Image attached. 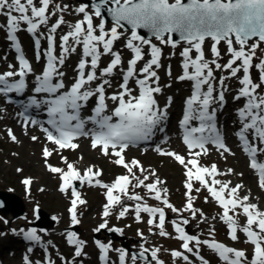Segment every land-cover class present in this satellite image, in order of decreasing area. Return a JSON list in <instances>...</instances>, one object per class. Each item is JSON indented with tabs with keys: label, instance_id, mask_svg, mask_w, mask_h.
<instances>
[{
	"label": "snow or ice",
	"instance_id": "snow-or-ice-1",
	"mask_svg": "<svg viewBox=\"0 0 264 264\" xmlns=\"http://www.w3.org/2000/svg\"><path fill=\"white\" fill-rule=\"evenodd\" d=\"M50 5H53L56 11L50 12ZM67 7V5L63 7L54 5L53 0H0V16L6 18V23L3 26L7 28L8 38L16 42L15 47L20 52L18 70L0 74V93L23 92L27 87L25 77L34 71L30 62L25 58L17 39L16 33L21 30V23H26V30L29 33L37 35L38 29L49 23L50 15H56L57 11L63 13ZM105 7L114 22V26L108 30H105V21L102 16V9ZM93 8L94 11L89 12V4H82L76 9L77 12L83 14V19L75 23L71 30L61 37L63 54L59 57L54 54L56 40L54 34L65 23L64 16L60 15L57 21L51 25L47 36L50 42L47 66L41 74L36 75V85L33 89L36 94H44V97L39 100L36 96L30 97L29 105L25 107V111L31 106L38 108L46 106L50 117L47 123L54 131L48 128H45L44 131L47 133V139L60 149H75L79 147L73 142L76 137L91 135L93 148L99 147L105 156L114 154L117 157L115 163L122 165L127 170L128 175H120L112 184H101L99 179L95 180V184L106 189L107 203L103 209L105 217L111 215L116 205L121 206L120 217L130 211L129 206H124L122 203V196L138 202L144 200V197L138 193L129 194V186L132 182L130 176L136 180L135 187L142 186L153 194L154 199L161 200L162 193H166L167 189L158 186L164 182L155 171H149L143 179L136 176L133 168H137L141 173L146 170L136 159L126 162L124 153L130 144L149 140L161 121L166 118V110L160 109L155 97L156 93L162 91L158 86V74L154 70V66H160L161 48L152 43L151 39L140 35L138 30L147 29L156 39L164 44H172L173 47L178 41L172 38V34L178 33L181 39L189 45L181 53L184 57V71L179 79L194 81V91L186 101L187 111L182 120V125L185 126L183 140L189 149L199 148L200 151L190 153L192 158L186 160L185 156L174 151L157 150L161 151L164 156L174 157L186 169L185 186L188 199L185 210H191L193 216L198 211L193 207L194 197L192 195L193 181H197L222 206L223 213L220 218L230 229L231 239L237 240L239 238L238 229L242 230L246 234L247 241L253 245V254L249 261L245 250L226 246L215 239L201 241L198 237L187 234L180 223L173 221L176 232L179 233L178 238L183 242L182 248L188 253H193L194 248L198 249L203 244L218 253L225 264H264V211L260 210L256 203L249 202L248 195L243 197L238 195L243 185L237 184L230 187V182H221L215 178L218 174L217 166L215 164L211 167L202 166L198 159L201 154H207L206 145L209 143L217 145L225 152L231 151L216 129L215 110L210 112V106L215 100L213 96L215 88L212 83L214 72L211 65L214 64L216 69L230 70L233 77L243 70L244 75L240 80L243 86L235 99L239 100L244 97L246 103L238 110L242 127L237 132V136L243 143L244 152L250 157V167L258 171L259 184L264 188V162H258V154H264V95L257 91L262 85L254 83L250 75L256 49L260 47L261 42H264V0H173V2L170 0H99V3L93 4ZM94 16L101 18L99 25L94 24ZM125 24L131 26V38L127 40L126 47L131 49L134 56L128 61V68L123 76V83L120 85L122 90L108 97L116 105L109 113L105 86H110V80L103 79L94 90L87 88L86 85H90L105 75L112 74L117 66L123 63L120 52L113 51V44L122 35L119 30L123 29ZM40 35L43 33L37 35L35 41L37 45L40 44ZM209 38L214 42L211 52L217 58L221 56L218 45L221 41L227 44L228 51L232 56L227 64L221 65L216 60L209 62L205 59L203 46L205 40ZM70 39L71 45L69 44ZM234 40L239 47L234 45ZM250 41L251 43H249ZM80 45H82L83 52L78 63V78L68 90H64L65 84L62 79L64 73L59 70L58 65L63 66L65 63L64 54L76 52V46ZM145 45L150 48L151 58L139 70L143 74L141 78L137 73L136 66L139 61L144 59L145 53L142 46ZM193 49L197 53L195 58L192 56ZM105 54H110L113 59L107 67L101 70V76L98 77L97 69L101 56ZM237 61L240 63L237 64ZM10 67L14 66L10 65ZM256 67L260 69L261 81H264V60ZM190 68L193 71L190 72ZM16 76L19 77L18 80L11 81L9 79ZM58 77L61 79H56ZM133 78L139 87L138 94H133L134 90L129 87V81ZM153 84L157 86H153ZM221 84H223V80H221ZM205 85H207L206 91L204 90ZM93 96H97L98 103L93 110L94 114L87 118V122H91L94 127L86 131V121L81 118L80 110L83 104ZM219 100L224 101L222 91L219 93ZM193 119L199 121V126H190V121ZM32 123L35 124L37 121L33 120ZM8 132L10 138L16 141L17 137L11 129ZM31 139L35 141L38 137L32 136ZM43 155L44 157L51 156L52 150L45 147ZM64 159L67 163L66 158ZM48 168L53 173L61 174L63 181L61 191L67 192L69 188L72 189L74 199L71 201L70 212L72 222L79 224L77 205L85 204L86 201L81 199V194L76 190L73 181H86L91 184L94 177L102 175L101 171H94L92 167H89L81 175L80 171L71 163H67V171L51 164L48 165ZM17 171L22 170L17 169ZM228 171L232 172L233 170L229 169ZM149 176L154 178L153 181L145 183L149 180ZM207 177H211V179ZM23 183L30 186L32 180L25 178ZM200 190V188L195 189L196 192ZM115 192L119 194L114 195ZM163 203L173 211H180L169 203L166 197L163 198ZM237 209L242 210L246 217L244 225L239 223L240 213ZM134 212L137 220L141 219L142 213L150 214L151 218L148 223L157 225L160 236L169 235L164 230V208L152 207L146 202L136 203ZM157 214H159L158 224ZM183 223L187 224L188 221L184 220ZM107 227V221H105L95 231L98 232ZM115 230L120 231V229ZM25 235L29 240H40L35 230L29 231ZM68 241L70 244L77 245L75 255L81 256L85 242L78 239L75 233H69ZM191 242H195L193 246H190ZM96 243L102 250L101 259L105 261V264H108V252L111 245L100 241H96ZM117 251H119L120 264H127L128 253L124 250ZM148 251V249H144V251L134 254L131 257L132 264H135L138 258H143L146 264H149L148 257L145 256ZM159 251V248L152 249L151 257L157 261V264H164L163 260L158 259ZM194 254L199 257L202 264H209V261L198 251ZM172 255L192 264L189 256L182 251H173ZM24 260L25 264H33L27 255ZM48 264H54V262L49 259Z\"/></svg>",
	"mask_w": 264,
	"mask_h": 264
},
{
	"label": "rangeland",
	"instance_id": "rangeland-1",
	"mask_svg": "<svg viewBox=\"0 0 264 264\" xmlns=\"http://www.w3.org/2000/svg\"><path fill=\"white\" fill-rule=\"evenodd\" d=\"M173 1V0H170ZM95 3H99V0H95ZM54 5H60L63 7L64 5H67V9L63 12H56V15L53 17V23L57 21L60 15H65V23L62 24L66 25V27H62L58 31V39L61 40V37L66 34L68 31L71 30L72 26L77 23L79 20L83 19V14L76 11L82 4H88L86 0H53ZM56 11V9L53 7V5H50V12ZM89 12H93L94 9L89 6L88 9ZM109 17L110 14L107 13ZM1 17V23H6V18L3 16ZM94 24L99 25L101 23V18L99 17H93ZM52 23V24H53ZM114 26L113 22L105 23V30L110 29ZM5 27L0 26V38L5 39L3 35H5ZM45 29V26H44ZM122 35L119 37L117 41L118 47H121V51H127L128 55L122 59L123 63L120 65L121 67H127L128 61L133 58L134 53L131 51V49H128L126 47V42L128 39L131 38V31L129 30H119ZM97 34H99V31H97ZM152 43L156 44L158 47L161 48V56L163 55L164 51H166V67H169L171 71V75H168V72L161 70L159 67L154 66V70L157 72L159 80H158V86L163 83V93L162 94H170L173 93L174 95H179L181 92H183L185 89V85H182L180 81H177V77L179 75V69L180 67L177 64L178 60H182L180 58V55L185 47H189V45L186 42L177 43L175 47L172 46V44H164L160 40L154 38L151 39ZM139 43V42H136ZM213 41L211 39L205 40L204 43V52H205V59L209 62L216 60L221 65L227 64L228 61L232 58L231 53L228 51V46L224 41H221V43L218 45V48L221 52V56L219 58L215 57L214 53L211 52V47L213 45ZM251 43V42H249ZM69 44H72V41L70 39ZM115 44V42H114ZM113 44V45H114ZM234 45L236 47H239L235 43ZM32 43H29V48H31ZM78 47L82 49V45L76 46L78 51ZM144 50V59L140 61V69L144 66V64L151 58L150 55V48L148 46H142ZM197 55L196 51L193 49L192 56L195 58ZM160 56V57H161ZM75 57V56H73ZM4 59V56L1 57ZM109 60V54H105L101 56L100 64L98 66L97 71L103 69L104 67H107ZM177 60V61H176ZM262 60H264V42H261L260 47L256 49V55L253 58V67L250 69V75L254 83L261 84V88L257 89L258 92L261 95H264V81H261V72L256 65H258ZM240 61H237V64H239ZM214 65V64H212ZM211 65V66H212ZM235 66V65H234ZM189 71H193V69H189ZM214 72V79H219L220 83L221 80H223V84H221L222 88H228L229 86H239L241 87L240 80L243 78L244 72L241 70L237 74V76L233 77L230 74V70L228 69H218V73ZM119 73V68L116 71V73L108 74L107 78L108 80L111 79L112 75H116ZM143 75V74H142ZM119 82V81H118ZM117 82V89L119 90V83ZM233 84V85H232ZM153 86H157L156 84H153ZM135 94V92H133ZM3 111H0V121L3 118ZM4 124L0 123V189L2 190H8L13 193L18 194L21 196L25 202L27 212L26 214L21 218H10V214H3L0 212V239H2V236L5 233L13 232V230L18 231L19 229L26 230L27 232L32 231L29 227L31 223L34 222L36 219V211L37 208H35L36 204H39L40 207L43 208L45 212L48 214H57L60 216V227L63 230L66 226H70V219L67 215V202L60 197L56 192H45L42 195L43 202H38L36 199V192L39 193L40 191H44L46 189H41L39 187H42L41 184L47 185L48 188H50L53 184L56 185L57 183V176L48 173L46 171L44 165H43V158L41 153V144L38 141H35V143H32L31 136H26V132H22L21 135H23L28 141L25 144L22 143H14L9 140L8 134L6 131H3ZM36 145L38 148V151L36 152ZM18 150L21 151V154H19ZM25 150V153H24ZM84 150L89 153L90 161L92 162H102L105 159H99L97 154L99 152L93 151L91 149H79L77 151H69L65 152L69 157L73 156L75 157L74 162H77V165L79 164V159L81 157V151ZM141 156V155H140ZM144 161H146L149 164H155L157 166L161 167V174L164 176H167L169 178V184L172 186L174 192L177 191V189L181 186V180L185 179L186 169L178 166V163L176 160L172 161L169 159L168 161L163 162L160 157L157 156V154H148L145 157H142ZM243 162V161H242ZM226 167L234 168L236 170V181H241L240 174L245 172L246 164L243 162H237L235 158H229L228 160L223 162ZM106 169L107 163H104ZM237 167H236V166ZM67 166L63 164V167ZM17 169H21L22 171H17ZM244 170V171H243ZM149 170L146 169L145 173L142 176L148 175ZM23 176H28L25 178H32L34 179L30 186L25 185L23 183L25 178H22ZM46 187V188H47ZM201 190L199 192H202L206 194L207 192L203 190L202 187H199ZM259 190V189H257ZM260 191V190H259ZM94 197H97L93 193L91 194ZM255 195H260L259 193H255ZM251 199L252 197L249 196ZM195 201H197L198 204V211H200V214H198L193 220L192 223L189 225V229L192 230L194 233H201L205 238L209 239H215L218 242L224 243L226 246L233 247L236 249H242L245 250L246 253L249 255L252 252V246L245 244L243 241L239 240H232L228 235H225L226 233V224L221 219H209L208 214H206V211L201 209V207L208 206L206 203L204 196H198L194 198ZM259 204L264 205V199H258ZM254 202V201H253ZM218 210H214L212 212L213 215H219ZM70 215V214H69ZM71 217V215H70ZM208 218V219H207ZM82 219V226H81V233L80 235L84 238L91 239L96 232L95 229L98 228V224L100 222H103V220L100 218V215H93V212H91V216L89 215H81ZM58 225V226H59ZM203 226L202 228L199 226ZM219 227V231L215 230ZM50 228V227H49ZM107 228L114 229L119 228L121 231L129 236L130 238L135 239L138 241L136 244L138 245V248H143V246H147L152 249L159 248L160 251L157 254L158 258L160 260L164 261V264H188V262L184 261L182 258L174 257L172 255L173 251H182L185 252V255H188L189 257L194 256L195 252L198 251L200 255L207 257L210 260L215 259V257L212 256L211 250L207 245L201 244L198 249L194 248L193 253H188L183 250L182 243L175 238H155L153 236H150L148 233H151V226L147 223H141L139 220H135L133 216H125L123 219H119L117 215L113 216L111 218V222ZM214 230V231H213ZM51 240L55 242L54 247L57 248L58 244H61V247H59L58 251H56V255L61 253V258L67 257L64 253L73 250V247H66L64 244V240L62 237H60L57 233L51 234L49 237ZM123 241V239H120ZM205 239H201L203 241ZM4 243L8 245H14V242L11 241L9 238L4 239ZM155 247H153V245ZM119 244H114V251H117L119 249ZM94 246L90 242L89 246L87 247L88 255L85 257V260L89 262L90 264H93V259H91V255L96 259L95 254L93 253ZM6 251H9V248L6 249ZM115 259L117 257L113 255ZM77 257V256H76ZM75 257V258H76ZM83 257V256H82ZM69 258H72V255H70ZM131 259V258H130ZM220 264H225V262L221 259H217ZM15 261V259H13ZM132 261V260H131ZM192 262V261H191ZM66 264H69V261L67 260L65 262ZM73 264H79L73 263ZM97 264V261H96ZM194 264V262H192Z\"/></svg>",
	"mask_w": 264,
	"mask_h": 264
},
{
	"label": "bare ground",
	"instance_id": "bare-ground-1",
	"mask_svg": "<svg viewBox=\"0 0 264 264\" xmlns=\"http://www.w3.org/2000/svg\"><path fill=\"white\" fill-rule=\"evenodd\" d=\"M3 25L4 24H0V26H3ZM16 35H17V39L19 40L20 43H28L31 40V36L28 34V31L26 30V27L24 25H21V30H19L16 33ZM3 37H5V39L3 41H4V43H5V45L7 47L12 48L13 45H15L16 42L15 41H12V40H10L8 38V33L6 35H3ZM21 50L23 52L26 51V47L24 45H22V44H21ZM88 103H90V101H88ZM239 109H240V105H238L237 107H232V110H230V111L228 110L229 113L231 114V116L233 117V119L237 122V124H239V121H237V120H240V117L238 115V110ZM215 118H216V121L217 122L220 121V123H221V121H223L219 116L218 117H215ZM217 130H219V129L217 128ZM161 132L162 133H167V132L170 133L169 129H166L165 127H163V125L162 126H158L157 129L155 130V135H153L150 138V140H146L145 141L146 142V145H148V146L151 147V146H157V145L163 144L165 142V139L164 140L161 139L158 143H156V140H157V138H156L157 136L156 135H158V133H161ZM24 153H25V150H24ZM85 157H86V155L84 154L83 155V158H85ZM225 170L228 171V169H225Z\"/></svg>",
	"mask_w": 264,
	"mask_h": 264
},
{
	"label": "water",
	"instance_id": "water-1",
	"mask_svg": "<svg viewBox=\"0 0 264 264\" xmlns=\"http://www.w3.org/2000/svg\"><path fill=\"white\" fill-rule=\"evenodd\" d=\"M127 27H131V26L128 25ZM138 32H139V34H141V35H143V36H148V37L152 36L151 32H150L149 30H147V29H139ZM172 38H173L174 40H176V41H181V40H183V39H181V37L179 36L178 33H173V34H172ZM0 197L4 198V200H5L7 203L9 202V199H10V198L7 197V195H6L4 192L0 193ZM0 209L6 211V210H10L11 208H10V207H5L3 204L0 203ZM23 212H24V208H21L20 210L15 211V214H16V216H18V215H20V214L23 213Z\"/></svg>",
	"mask_w": 264,
	"mask_h": 264
}]
</instances>
